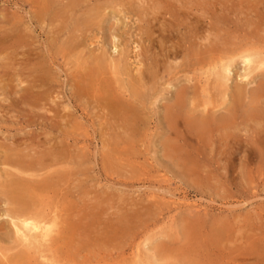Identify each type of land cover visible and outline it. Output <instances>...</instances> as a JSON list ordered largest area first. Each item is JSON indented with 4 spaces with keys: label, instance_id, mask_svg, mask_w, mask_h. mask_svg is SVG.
Segmentation results:
<instances>
[{
    "label": "rangeland",
    "instance_id": "374dc122",
    "mask_svg": "<svg viewBox=\"0 0 264 264\" xmlns=\"http://www.w3.org/2000/svg\"><path fill=\"white\" fill-rule=\"evenodd\" d=\"M64 1L67 2V0H33V2L32 0H0V34L2 35H0V56L2 57L0 59V76L2 77L0 78V156L2 147L9 141L6 146L10 149L12 141V146L20 147L22 153L29 152L28 158L33 157L32 159L36 162L42 159L43 162V164L40 163L43 170H31L20 175L21 173H18L16 169L13 170V167L3 163L4 154L0 158L1 264H20L16 261V257L24 250L28 251L27 259L32 263L27 260L23 264H35V262L58 264L59 261V264H264V89L261 88L262 86L264 88V0H124L125 2L88 0V3H86L87 0H70V4ZM95 2L101 5L95 6ZM66 4L70 7L68 8ZM104 5L107 6L104 7ZM77 8L78 11H76ZM90 8L92 11H89ZM35 13L36 18L33 15ZM42 15L44 17H41ZM87 16H91V19ZM94 16H96L95 20ZM87 19H93L95 26ZM83 25H87L88 28ZM58 29L60 32H56ZM77 31L82 34V39ZM89 31L91 32L88 33ZM76 35L78 38L75 37ZM77 40H81L80 44L84 42L81 45L83 48ZM14 44L15 47L10 48ZM178 44L181 46L177 47V50ZM163 45H165L164 48ZM168 46L170 49L167 48ZM172 46L175 47L172 48ZM184 50L189 51V54H186L187 51ZM99 54H102V57ZM123 56L125 61L121 60ZM98 57L106 61L104 72L102 71L104 74L100 73L99 79L92 81L87 76L86 80V72L94 66ZM86 59H88L87 62ZM114 59L115 61L112 62ZM13 60L16 63L11 62ZM5 61L7 63H4ZM8 64L13 68L10 65L7 66ZM82 65L84 68H80ZM107 65L115 70H109ZM32 66L35 68L37 66L36 70L32 68L35 73L31 69ZM123 66L128 70L123 69ZM141 67H143L142 71ZM48 69H50L49 72ZM37 70L43 77H40ZM110 74L113 75L112 78ZM16 76H21L22 79ZM4 78L6 80H3ZM28 78L36 79V82L32 79L29 81ZM130 81L135 83L132 85ZM259 83H262V86ZM81 84L86 90L84 89L80 95L78 87ZM32 85H35L34 88L31 87ZM10 86H13V91L11 89L7 93ZM75 87L76 89H73ZM2 89L5 91L3 92ZM134 89L140 92L132 91ZM34 90L38 92L35 91L34 94ZM70 90L73 92L70 93ZM254 90L255 93L258 92L260 99H256L258 94L254 93V95ZM112 93L115 94L114 97L109 98ZM27 94L31 95L30 99L35 100V105H31V102L28 105L23 101V96ZM47 95L51 97L48 96V98ZM143 96L144 99H142ZM24 97L29 99L27 96ZM84 98L87 99V103L83 100ZM179 98H181L180 101H178ZM109 99L123 101L126 104H131L133 100L131 105L139 107L138 109L135 107V114L141 117L138 118L137 115V118L132 119V123L128 126V118L125 116L127 112L114 117L110 112ZM36 100L37 104L44 106L37 105ZM50 101H52L51 106L48 104ZM95 103L96 105L98 103L97 106L101 109L96 107ZM14 105H22V107ZM45 106H49L48 110ZM172 106L179 115L175 117L178 121L181 119L180 122L169 116L168 111ZM38 107L44 113H40V109L38 112ZM251 108H254L255 112H252ZM139 109L140 111L142 109L144 113H139ZM35 110L37 111L35 114H39L38 120L37 116H35L36 119L33 117L35 114L32 111ZM186 112L189 114L187 115ZM185 115L189 119H200L201 122L204 120L202 131L198 128L194 129L195 127L193 128ZM47 116L53 119L49 122L50 118ZM205 117L208 120L211 118L212 121L206 122ZM32 118L37 120L36 123L30 122ZM67 120H70L69 123ZM206 123L208 127L205 126ZM51 124H54L53 127H50ZM67 125H70V129ZM219 127L224 131L219 132L221 130L217 129ZM6 132L10 133L6 134ZM13 132L16 136H12ZM128 132L130 135L127 134ZM19 133L26 134L21 135L25 137V143ZM221 135H224L223 138ZM61 139L65 141L68 148L62 146L64 142ZM38 140L39 146L36 142ZM17 141L18 145H16ZM59 144L62 147H59ZM57 146L62 150H59ZM41 149L44 150L41 151ZM106 156L109 160L105 158ZM48 158L51 161L55 159L54 163H50ZM3 169L4 171L1 172ZM11 171L15 175H11ZM52 172L54 176H51ZM63 173L68 176L66 177ZM46 177L48 181H53L51 183L54 186L46 192L48 198L46 194V197L44 196L43 208L50 218L41 227L43 232L29 231L21 225V222L19 223L18 218L12 215L11 208H14V205L9 202L7 196L11 181L14 178H22L25 181L37 182ZM6 184H8L7 187ZM47 201L50 202V206ZM15 221L19 227H22V232L17 233L14 227ZM69 230L73 234L69 237L71 241L64 237L65 232ZM59 233L63 234L60 236ZM29 237L38 245L33 244ZM48 243H51L52 247H49ZM21 244H23L22 247ZM53 245L54 248L57 246L56 249ZM58 250L64 252L59 253ZM69 250H75V252H69ZM58 253L60 256L63 255L60 260ZM30 259H34V263Z\"/></svg>",
    "mask_w": 264,
    "mask_h": 264
},
{
    "label": "bare ground",
    "instance_id": "6f19581e",
    "mask_svg": "<svg viewBox=\"0 0 264 264\" xmlns=\"http://www.w3.org/2000/svg\"><path fill=\"white\" fill-rule=\"evenodd\" d=\"M37 1H39V0H37ZM48 1H49V0H48ZM61 1H62V0H61ZM77 1H78V0H77ZM96 1H97V0H96ZM99 1H100V0H99ZM111 1H113V0H111ZM111 1H110V3H111ZM122 1H124V0H122ZM125 1H126V0H125ZM125 1H124V2H125ZM131 1H132V0H131ZM162 1H164V0H162ZM32 2H33V0H32ZM34 2H35V1H34ZM54 2H56V1H54ZM65 2H66V1H64V3H65ZM79 2H80V1H79ZM101 2H102V1H101ZM101 2H100V3H101ZM115 2H116V1H115ZM157 2H158V1H157ZM166 2H167V1H166ZM166 2H165V3H166ZM168 2H169V1H168ZM52 3H53V2H52ZM66 3H69V4H70V0H69V2H68V0H67ZM73 3H75V2L73 1ZM73 3H72V4H73ZM81 3H82V2H81ZM86 3H88V0H87ZM95 3L97 4V5L95 4V6H100V5H101V4L98 5L97 2H95ZM103 3H104V2H103ZM108 3H109V2L107 1V4H108ZM122 3H123V2H122ZM153 3H154V2H153ZM158 3H159V2H158ZM69 4H66L67 7L69 6ZM72 4H71V5H72ZM78 4H79V3H77V5H78ZM84 4H85V3H84ZM84 4H82V5H84ZM123 4H125V3H123ZM126 4H128V3H126ZM130 4H132V3H130ZM167 4H169V3H167ZM167 4H166V5H167ZM30 5H32V4H30ZM40 5H41V4H40ZM86 5H87V4H86ZM134 5H135V4L133 3V6H134ZM162 5H163V4H162ZM36 6H37V5H36ZM89 6H90V5H89ZM106 6H107V5H106ZM106 6L104 5V7H106ZM111 6H112V5H111ZM111 6H110V7H111ZM126 6H127V5H126ZM38 7H39V6H38ZM55 7H57V6H55ZM69 7H70V6H69ZM69 7H68V8H69ZM73 7H75V6H73ZM79 7H80V6H79ZM84 7H85V5H84ZM84 7H83V8H84ZM113 7H114V5H113ZM118 7H119V6H118ZM136 7H137V6H136ZM160 7H161V6H160ZM45 8H46V7H45ZM49 8H50V7H49ZM87 8H88V7H87ZM97 8H98V7H97ZM97 8H96V9H97ZM108 8H109V7H108ZM116 8H117V7H116ZM122 8L125 9V7H122ZM122 8H121V9H122ZM214 8H215V7H214ZM43 9H44V8H43ZM46 9H47V8H46ZM106 9H107V8H106ZM119 9H120V8H119ZM158 9H159V8H158ZM50 10H51V9H50ZM55 10H56V9H55ZM57 10H59V9H57ZM57 10H56V11H57ZM83 10H85V9H83ZM94 10H95V9H94ZM94 10H93V11H94ZM109 10H110V9H109ZM111 10H112V9H111ZM113 10H114V9H113ZM128 10H129V9H128ZM162 10H163V9H162ZM48 11H49V10H48ZM62 11H63V10H62ZM76 11H78V8H77ZM87 11H88V9H87ZM89 11H92L91 8L89 9ZM117 11H118V9H117ZM123 11H124V10H123ZM123 11H122V12H123ZM58 12H59V11H58ZM80 12H81V11H80ZM85 12H86V11H85ZM99 12H100V11H99ZM128 12H131V11H128ZM176 12H177V11H176ZM40 13H41V12H40ZM47 13H48V12H47ZM64 13L66 14V12H64ZM71 13H72V12H71ZM88 13H89V12H88ZM100 13H101V12H100ZM115 13H116V11H115ZM147 13H148V12H147ZM152 13H153V12H152ZM152 13H151V14H152ZM154 13H156V12H154ZM154 13H153V14H154ZM168 13H170V12L168 11ZM51 14H52V13H51ZM69 14H70V12H69ZM89 14L91 15V13H89ZM92 14H93V13H92ZM116 14H117V13H116ZM139 14H140V13H139ZM33 15H34V17H35L36 13L33 14ZM44 15H45V14H44ZM60 15H61V14H60ZM75 15H76V13H75ZM78 15H79V14H78ZM78 15H77V16H78ZM80 15H81V14H80ZM82 15H83V14H82ZM156 15H157V14H156ZM57 16H59V15L57 14ZM146 16H147V15H146ZM148 16H149V15H148ZM169 16H170V15H169ZM41 17H44V16L42 15ZM72 17H73V16H72ZM87 17H89V16H87ZM90 17H91V16H90ZM90 17H89V18H90ZM95 17H96V16H94V18H93L94 20L96 19ZM139 17H141V16H139ZM143 17H144V15H143ZM156 17H158V16H156ZM171 17H172V16H171ZM173 17H175V15H174ZM35 18H36V17H35ZM38 18H39V17H38ZM50 18H51V17H50ZM50 18H49V19H50ZM55 18H56V17H55ZM69 18H70V17H69ZM69 18H68V20H69ZM148 18H149V17H148ZM58 19H60V16H59ZM64 19H65V18H64ZM64 19H63V20H64ZM74 19H75V18H74ZM90 19H91V18H90ZM93 19H92V20H93ZM102 19H103V18H102ZM141 19H142V17H141ZM157 19H158V18H157ZM212 19H213V18H212ZM34 20H35V19H34ZM50 20H51V19H50ZM66 20H67V19H66ZM68 20H67V21H68ZM70 20H71V19H70ZM84 20L86 21L85 18H84ZM87 20H89V19H87ZM92 20H89V22H92ZM136 20H137V19H136ZM150 20H151V19H150ZM210 20H211V19H210ZM36 21H37V20H36ZM56 21H57V20H56ZM75 21H76V20H75ZM85 21H84V22H85ZM104 21H106V20L104 19ZM148 21H149V19H148ZM216 21H217V20H216ZM42 22H44V21H42ZM42 22H41V23H42ZM72 22H73V21H72ZM72 22H71V23H72ZM89 22H88V23H89ZM94 22H95V21H94ZM99 22H100V21H99ZM142 22H143V20H142ZM152 22H153V21H151V23H152ZM154 22H155V21H154ZM48 23H49V22H48ZM73 23H75V22H73ZM77 23H79V22L77 21ZM88 23H87V24H88ZM92 23H93V22H92ZM92 23H91V24H92ZM100 23H101V22H100ZM149 23H150V22H149ZM169 23H170V22H169ZM213 23H214V22H213ZM213 23H212V24H213ZM14 24H15V23H14ZM50 24H51V23H50ZM63 24H64V23H63ZM67 24H68V23H67ZM69 24H70V23H69ZM69 24H68V25H69ZM96 24H97V23H96ZM108 24H110V22H109ZM17 25H18V24H17ZM64 25H66V24H64ZM70 25H71V24H70ZM76 25H78V24H76ZM79 25H81V23H80ZM93 25H94V23H93ZM97 25H98V24H97ZM101 25H102V24H101ZM101 25H100V26H101ZM148 25H149V24H148ZM216 25H217V24H216ZM12 26H13V25H12ZM18 26H19V25H18ZM52 26H53V24H52ZM54 26H55V25H54ZM72 26H73V25H72ZM74 26H75V25H74ZM83 26L86 27L87 25H83ZM94 26H95V25H94ZM110 26H111V28H113L112 25H110ZM113 26H114V25H113ZM143 26H144V25H143ZM178 26H179V25H178ZM15 27H16V26H15ZM15 27H14V28H15ZM19 27H20V26H19ZM67 27H68V26H67ZM75 27L78 28L77 26H75ZM75 27H74V28H75ZM85 27H84V28H85ZM89 27H90V25H89ZM91 27H93V26H91ZM97 27H98V26H97ZM108 27H109V26H108ZM141 27H142V25H141ZM149 27H150V26H149ZM52 28H53V27H52ZM68 28H69V27H68ZM70 28H71V27H70ZM79 28H80V27H79ZM86 28H88V26H87ZM86 28H85L84 30H86ZM169 28H170V27H169ZM15 29H16V28H15ZM15 29H14V30H15ZM20 29H21V27H20ZM53 29H55V27H54ZM53 29H52V30H53ZM72 29H73V28H72ZM90 29H91V28H90ZM90 29H89V30H90ZM145 29H146V28H145ZM149 29H151V27H150ZM212 29H213V28H212ZM8 30H9V29H8ZM8 30H7V31H8ZM70 30H71V29H70ZM73 30H75V29H73ZM84 30H81V31H84ZM146 30H147V29H146ZM213 30H214V29H213ZM11 31H13V30H11ZM15 31L17 32V29H16ZM18 31H19V30H18ZM57 31H59V29L56 30V32H57ZM92 31H93V30H92ZM210 31H211V30H210ZM2 32H3V31H2ZM19 32H20V31H19ZM59 32H60V31H59ZM64 32H65V31H64ZM66 32H67V30H66ZM68 32H69V31H68ZM74 32H76V31H74ZM74 32H73V33H74ZM77 32L79 33V31H77ZM86 32H87V31H86ZM90 32H91V31H89L88 33H90ZM146 32H147V31H146ZM20 33H21V32H20ZM82 33H83V32H82ZM88 33H86V35H88ZM13 34H14V33H13ZM56 34L58 35V33H56ZM62 34H63V33H62ZM76 34H77V33H76ZM79 34H81V33H79ZM147 34H148V33H147ZM0 35H1V34H0ZM54 35H55V34H53V36H54ZM74 35H75V34H74ZM84 35H85V34H84ZM93 35H95V34H93ZM144 35H145V34H144ZM214 35H215V34H214ZM1 36H2V35H1ZM11 36H13V35H11ZM15 36H17V35H15ZM20 36H21V35H20ZM24 36H25V35H24ZM58 36H60V35H58ZM13 37H14V36H13ZM75 37L78 38L77 35H76ZM75 37H74V38H75ZM80 37H81V39H82V34H81ZM83 37H84V36H83ZM3 38H4V37H3ZM16 38H17V37H16ZM21 38H22V37H21ZM8 39H9V38H8ZM18 39H20V38H18ZM56 39H57V37H56ZM75 39H76V38H75ZM84 39H85V38H83V40H84ZM149 39H150V37H149ZM21 40H22V39H21ZM58 40H59V42H60L61 37H60V39L58 38ZM83 40H82V41H83ZM0 41H1V40H0ZM51 41H52V40H51ZM77 41H78V40H77ZM80 41H81V40L78 41L79 44H80ZM3 42H4V41H3ZM52 42H54V41H52ZM55 43H57V42L55 41ZM61 43H62V42H61ZM64 43H66V42H64ZM83 43H84V42H83ZM83 43H82V44H83ZM0 44H1V43H0ZM8 44H9V43H8ZM16 44H18V43H16ZM23 44H24V43H23ZM52 44H53V43H52ZM62 44H63V43H62ZM73 44H74V43H73ZM75 44H76V43H75ZM75 44H74V45H75ZM82 44H80V47H81ZM214 44H215V43H214ZM19 45H20V44H19ZM21 45H22V44H21ZM21 45H20V46H21ZM60 45H61V44H60ZM76 45H77V44H76ZM122 45H123V44H122ZM5 46H6V45H5ZM24 46H25V45H24ZM66 46L68 47V45H66ZM86 46H87V45H86ZM175 46H176V45H175ZM175 46H172V48L175 47ZM179 46H181V45L178 44V46H176V49H177V47L179 48ZM6 47H7V46H6ZM12 47H15V44H14L13 46H12V45L10 46V48H12ZM57 47H58V46H57ZM69 47H70V46H69ZM75 47H77V46H75ZM115 47H116V46H115ZM164 47H165V45H163V48H164ZM8 48H9V47H8ZM8 48H7V49H8ZM60 48H62V47H60ZM81 48H83V47H81ZM123 48H124V47H123ZM123 48H122V49H123ZM142 48H143V47H142ZM167 48L170 49V46H168ZM172 48H171V49H172ZM4 49H5V47H4ZM7 49H6V51H7ZM16 49H17V46H16ZM58 49H59V48H58ZM66 49H67V48H66ZM68 49H70V48H68ZM169 49H166V50H169ZM181 49H182V47H181ZM184 49H185V48H184ZM188 49H190V48H188ZM1 50H2V49H1ZM62 50H63V49H62ZM83 50H84V49H83ZM90 50H91V49H90ZM104 50H105V49H103V51H104ZM164 50H165V49H164ZM177 50H178V49H177ZM11 51H12V50H11ZM73 51H74V50H73ZM73 51H71V52H73ZM93 51L95 52L94 49H93ZM101 51H102V49L100 50V53H101ZM170 51H171V50H170ZM172 51H173V50H172ZM184 51H185V50H184ZM186 51H187V50H186ZM186 51H185V52H186ZM245 51H246V49H245ZM14 52H16V50H15ZM91 52H92V51H91ZM105 52H106V51H105ZM166 52H167V51H166ZM173 52H174V51H173ZM173 52H171V54H172ZM175 52H176V51H175ZM180 52H182V51H180ZM7 53H8V52H7ZM7 53H6V54H7ZM11 53H13V51H12ZM161 53H162V52H161ZM187 53L189 54V51H187L186 54H187ZM246 53H247V52H246ZM0 54H1V53H0ZM13 54H14V53H13ZM89 54H91V53H89ZM89 54H88V55H89ZM92 54H93V53H92ZM102 54H103V53H102ZM102 54H101V55H102ZM176 54H177V53H176ZM181 54H182V53H181ZM190 54H191V52H190ZM8 55H9V54H8ZM16 55H17V53H16ZM16 55H15V56H16ZM101 55L99 54V56H101ZM154 55H155V54H154ZM166 55H167V54H166ZM172 55H174V53H173ZM177 55H178V54H177ZM242 55H244V54H242ZM245 55H247V54H245ZM4 56L6 57V55H4ZM11 56L13 57V55H11ZM73 56H74V54H73ZM90 56H91V55H90ZM103 56H104V55H103ZM109 56H110V55H109ZM183 56H184V54H183ZM185 56H186V55H185ZM188 56H189V55H188ZM231 56H232V55H231ZM239 56H240V55H239ZM239 56H238V57H239ZM7 57H8V56H7ZM82 57H83V56H82ZM93 57H94V54H93ZM93 57H91V58L93 59ZM101 57H102V56H101ZM101 57H98V58L96 59V61L94 60V61H95L94 66H92V68L89 69L88 72H86V76H85V77L88 76L89 79H90L91 81L94 80V79H96V78H98V76L100 75V73H102L103 69H105L104 67H105V62H106V61L104 60V58H101ZM106 57H107V54H106ZM150 57H151V56H150ZM150 57H149V58H150ZM152 57H153V56H152ZM154 57H155V56H154ZM156 57H157V55H156ZM162 57H163V55H162ZM176 57H177V56H176ZM245 57H246V56H245ZM247 57H248V56H247ZM1 58H2V57L0 56V59H1ZM14 58H15V57H14ZM28 58H29V57H28ZM83 58H85V56H84ZM91 58H89V59H91ZM109 58H110V57H109ZM122 58H123V59H121V57H120V59H121L122 61H123V60L125 61L124 56H123ZM125 58H126V57H125ZM149 58H148V59H149ZM160 58H161V57H160ZM163 58H164V57H163ZM167 58L169 59L168 55H167ZM192 58H193V57H192ZM229 58H230V57H229ZM3 59H4V58H3ZM3 59H2V60H3ZM8 59H9V58H8ZM33 59H34V58H33ZM35 59H36V57H35ZM38 59H39V58H38ZM110 59H111V58H110ZM145 59H146V58H145ZM161 59H162V58H161ZM241 59H242V58H241ZM245 59H246V58H245ZM2 60H1V61H2ZM4 60H5V59H4ZM4 60H3V61H4ZM28 60H29V59H28ZM106 60H108V59L106 58ZM127 60H128V58H127ZM159 60H160V59H159ZM189 60H190V59H189ZM195 60H196V59H195ZM3 61H2V62H3ZM29 61H30V60H29ZM41 61H42V60H41ZM78 61H79V60H78ZM87 61H88V59H86V62H87ZM114 61H115V59H114L112 62H114ZM152 61H154V60H152ZM161 61H163V60H161ZM164 61H165V60H164ZM185 61H186V60H185ZM247 61H249V60L247 59ZM253 61H254V60H253ZM11 62H15V60H13V61H11ZM36 62H37V61H36ZM146 62H147V61H146ZM191 62H192V61H191ZM194 62H195V61H194ZM194 62H193V63H194ZM226 62H227V61H226ZM4 63H7V61H5ZM15 63H16V62H15ZM24 63H25V62H24ZM24 63H22V64H24ZM38 63H39V62H38ZM43 63H44V62H43ZM79 63H81V62H79ZM162 63H163V62H161V64H162ZM181 63H182V62H181ZM186 63H188V62H186ZM255 63H256V62H255ZM26 64H27V63H26ZM34 64H35V62H34ZM40 64H41V63H40ZM106 64H107V63H106ZM108 64H109V63H108ZM117 64H118V63H117ZM179 64H180V63H179ZM190 64H191V63H190ZM229 64H230V63H229ZM259 64H260V63H259ZM3 65H4V64H3ZM9 65H10V64H8L7 66H9ZM14 65H15V64H14ZM20 65H21V64H20ZM27 65H29V64H27ZM32 65H33V64H32ZM87 65H88V63H87ZM111 65H113V64H111ZM127 65H128V64H127ZM156 65H157V64H156ZM158 65H160V64H158ZM181 65H182V64H181ZM225 65H226V63H225ZM225 65H224L223 67H225ZM248 65H249V64H248ZM252 65H253V64H252ZM5 66H6V65H4V68H6ZM10 66L13 68L12 65H10ZM16 66H17V65H16ZM24 66H25V65H24ZM34 66H35V65H34ZM34 66H32L31 69H32ZM108 66H109V70H111V69L113 68V67H112V68L110 69L111 66H110V65H107V67H108ZM113 66H114V65H113ZM118 66H119V65H118ZM143 66H144V65H143ZM176 66H177V65H176ZM176 66H175V67H176ZM186 66H188V65H186ZM189 66H190V65H189ZM249 66H250V65H249ZM11 67H10V68H11ZM14 67H15V66H14ZM81 67L84 68L83 65L80 66V68H81ZM87 67H88V66H87ZM179 67H180V66H179ZM183 67H185V66H183ZM191 67H192V66H191ZM194 67H195V66H194ZM251 67H252V66H251ZM255 67H256V66H255ZM2 68H3V66H2ZM12 68H11V69H12ZM26 68H27V67H26ZM28 68H30V67L28 66ZM34 68H35V67H34ZM36 68H37V66H36ZM36 68H35V70H36ZM42 68H43V66H42ZM42 68H41V69H42ZM119 68H121V67H119ZM142 68H143V67H141L140 70H141ZM226 68H227V67H226ZM230 68H231V67L229 66V69H230ZM252 68H253V67H252ZM8 69H9V68H8ZM11 69H10V70H11ZM123 69H127V68H126L125 66H123ZM176 69H177V68H176ZM185 69H187V67H186ZM227 69H228V68H227ZM250 69H251V68H250ZM250 69H249V71H250ZM5 70H6V69H5ZM14 70H15V69H14ZM29 70H30V69H29ZM32 70H33V69H32ZM32 70H31V71H32ZM35 70H33V72H34ZM38 70H39V69H38ZM38 70H37L36 72H38ZM46 70H47V69H46ZM49 70H50V69H48V72H49ZM113 70H115V68L112 69L111 71H113ZM118 70H119V69H118ZM120 70H122V69H120ZM127 70H128V69H127ZM129 70H130V68H129ZM149 70H150V69H149ZM179 70H180V68H179ZM179 70H178V71H179ZM40 71H42V70H40ZM44 71H45V70H44ZM79 71H80V70H79ZM81 71H82V72H81ZM81 71H80V72H81V75H82V73H83L84 70L82 69ZM85 71H87V70H85ZM106 71H107V69H106ZM141 71H142V70H141ZM146 71H147V70H146ZM180 71H181V70H180ZM180 71H179V72H180ZM224 71H225V70H224ZM3 72H4V71H3ZM48 72H47V73H48ZM103 72H104V71H103ZM120 72H121V71H120ZM122 72H123V71H122ZM139 72H140V71H139ZM151 72H152V71H151ZM250 72H251V71H250ZM5 73H6V71H5ZM7 73H8V72H7ZM22 73H24V72H22ZM27 73H28V72H27ZM30 73H31V72H30ZM34 73H35V72H34ZM38 73H39V72H38ZM42 73H44V72H42ZM109 73H110V72H109ZM123 73H124V72H123ZM126 73H127V72H126ZM129 73H130V72H129ZM152 73H153V72H152ZM176 73H177V72H176ZM176 73H175V74H176ZM225 73H226V72H225ZM18 74H19V72H18ZM25 74H26V73H25ZM25 74H24V75H25ZM32 74H33V73H32ZM78 74H79V73H78ZM83 74H84V73H83ZM102 74H104V73H102ZM120 74H121V73H120ZM131 74H132V73H131ZM140 74H142V73L140 72ZM226 74H227V73H226ZM2 75H3V74H2ZM29 75H30V74H29ZM37 75H38V74H37ZM39 75H40V77H43V76H41V72L39 73ZM42 75H43V74H42ZM47 75H48V74H47ZM47 75H46V76H47ZM110 75H111V78H112L113 75H112V74H110ZM134 75H135V74H134ZM146 75H147V74H146ZM149 75H150V74H149ZM155 75H156V74H155ZM8 76H9V75H8ZM8 76H7V77H8ZM14 76H15V74H14ZM30 76H32V75H30ZM33 76H35V75H33ZM50 76H51V75H50ZM77 76H78V75H77ZM77 76H76V77H77ZM82 76H83V75H82ZM82 76H81V77H82ZM115 76H116V74H115ZM117 76H119V75H117ZM121 76H122V75H121ZM121 76H119V77H121ZM136 76H138V75H136ZM5 77H6V76H5ZM12 77H13V76H12ZM18 77H21V76H16V78H18ZM24 77H25V76H24ZM35 77H36V76H35ZM35 77H34V78H35ZM37 77H39V76H37ZM40 77H39V78H40ZM48 77H49V76H48ZM85 77H84V78H85ZM88 77L86 78V80L88 79ZM119 77H117V78H119ZM130 77L133 78V76H130ZM140 77H141V76H140ZM145 77H146V76H145ZM150 77H152V76H150ZM165 77H166V76H165ZM167 77H168V76H167ZM225 77L227 78V75H226ZM0 78H2V77L0 76ZM9 78H10V77H9ZM46 78H47V77H46ZM134 78H135V77H134ZM19 79H22V77L19 78ZM19 79H18V82H17L18 84H19V81H20ZM30 79H32L33 82L36 80V79L33 80V78H30ZM30 79L28 78L29 81H30ZM79 79H80V76H79ZM98 79H99V78H98ZM98 79H97V80H98ZM100 79L102 80V78H100ZM105 79H106V77H105ZM114 79H115V78H114ZM154 79H156V78H154ZM3 80H6V78H4ZM41 80H42V78H41ZM45 80H46V79H45ZM48 80H49V79H48ZM51 80H52V78H51ZM107 80H108V78H107ZM137 80H138V79H137ZM142 80H143V79H142ZM22 81H23V80H22ZM24 81H25V80H24ZM83 81H84V80H83ZM88 81H89V80H88ZM95 81H96V80H95ZM135 81H136V79H135ZM149 81H150V80H149ZM154 81H155V80H154ZM7 82L9 83V81H7ZM26 82H27V81H26ZM26 82H25V83H26ZM35 82H36V81H35ZM41 82H42V81H41ZM44 82H45V81H44ZM46 82H47V81H46ZM76 82H77V81H76ZM85 82H86V81H85ZM101 82H103V81H101ZM101 82H100V84H101ZM112 82H115V80H112ZM138 82H139V81H138ZM142 82H143V81H142ZM156 82H157V80H156ZM2 83H3V82H2ZM2 83H1V84H2ZM11 83H13V82H11ZM11 83H10V84H11ZM23 83H24V82H23ZM39 83H40V82H39ZM39 83H38V84H39ZM47 83H48V82H47ZM49 83H50V82H49ZM51 83H52V82H51ZM78 83H79V82H78ZM78 83H77V84H78ZM82 83H83V82H82ZM87 83L90 84V82H87ZM91 83H92V82H91ZM93 83H94V82H93ZM93 83H92V84H93ZM109 83L112 85L111 81H110ZM118 83H119V82H118ZM130 83L133 85V83H135V82L132 83V82L130 81ZM4 84H5V83H4ZM28 84H29V83H28ZM32 84H33V83H32ZM34 84H35V83H34ZM36 84H37V83H36ZM41 84H43V83H41ZM41 84H40L39 86H41ZM83 84H84V83H83ZM95 84H96V83H95ZM103 84H104V83H103ZM120 84H121V83H120ZM120 84H119V85H120ZM259 84H261V86H262V83H259ZM11 85H12V84H11ZM15 85H16V84H15ZM46 85H47V84H46ZM50 85H51V84H50ZM78 85H79V84H78ZM96 85H98V83H97ZM128 85H129V84H128ZM132 85H131V86H132ZM138 85H139V84H138ZM141 85H142V83H141ZM20 86H21V85H20ZM28 86H30V84H29ZM34 86H35V85H32L31 87L34 88ZM43 86L45 87L44 84H43ZM53 86H54V85H53ZM74 86H75V85H74ZM5 87H8V86H5ZM12 87H13V86H12ZM12 87L10 86V89H8L7 93L11 91ZM22 87L24 88L25 86H22ZM22 87H21V88H22ZM37 87H38V86H37ZM49 87H50V86H49ZM80 87H81V89H80ZM95 87H96V86H95ZM99 87H100V86H99ZM104 87H105V86H104ZM225 87H226V85H225ZM241 87H242V86H241ZM25 88H26V87H25ZM45 88H46V87H45ZM78 88H79L78 90L80 91L79 93H80V95H81V92H83V90L85 89V86L81 84ZM86 88H87V87H86ZM97 88H98V86H97ZM107 88H108V87H107ZM238 88H239V87H238ZM242 88H244V87H242ZM242 88H241V90H240L241 92H242ZM258 88H260V87L258 86ZM261 88L264 89L263 86H262ZM6 89H7V88H6ZM31 89H32V88H31ZM42 89H43V88H42ZM47 89H48V86H47ZM73 89H76V87L73 88ZM101 89H102V88H101ZM121 89H122V88H121ZM121 89H120V90H121ZM124 89H125V88H124ZM184 89H185V91L187 92V89H186V88H184ZM196 89H197V87H196ZM262 89H261V90H262ZM2 90H3V89H2ZM9 90H10V91H9ZM50 90H51V89H50ZM85 90H86V89H85ZM89 90H90V89H89ZM111 90H112V89H111ZM115 90H116V89H115ZM118 90H119V89H118ZM129 90H130V89H129ZM142 90H143V89H142ZM176 90H177V89H176ZM176 90H175V92H176ZM224 90H226V89H224ZM224 90H223V91H224ZM258 90H259V89H258ZM4 91H5V90H3V92H4ZM12 91H13V89H12ZM14 91H15V90H14ZM16 91H17V90H16ZM26 91L28 92V90H26ZM31 91H32V90H31ZM35 91L38 92L37 90H34V94H35ZM42 91H43V90H42ZM42 91H41V92H42ZM46 91H47V90H46ZM46 91H45V92H46ZM71 91H72V90H70V93H71ZM127 91H128V89H127ZM132 91H135V89L132 90ZM138 91H139V90H137V91H135V92L137 93ZM237 91H238V90H237ZM240 91H238V93H239ZM262 91H263V90H262ZM32 92H33V91H32ZM45 92H44V93H45ZM53 92H54V90H53ZM72 92H73V91H72ZM76 92H77V91H76ZM120 92H121V91H120ZM120 92H119V94H121ZM139 92H140V91H139ZM255 92H256V91L254 90V91H253V94H254ZM263 92H264V91H263ZM19 93H20V91H19ZM25 93H26V92H25ZM25 93H24V94H25ZM74 93H75V92H74ZM77 93H78V92H77ZM107 93H109V92H107ZM124 93H127V92H124ZM133 93H134V92H133ZM145 93H146V92H145ZM145 93H144V94H145ZM0 94H1V92H0ZM11 94H12V92H11ZM38 94H39V93H38ZM75 94H76V93H75ZM94 94H95V93H94ZM142 94H143V93H142ZM177 94H179V93L177 92ZM186 94H187V93H186ZM239 94H240V93H239ZM242 94H243V93H242ZM255 94H258V92L255 93ZM255 94H254V95H255ZM263 94H264V93H263ZM18 95H19V94H18ZM36 95H37V94H36ZM42 95H43V94H42ZM42 95H41V97H43ZM51 95H52V94H51ZM51 95H47V97H48V96L51 97ZM102 95H103V94H102ZM114 95H115V94H114ZM114 95H113V93H112V95H109V98H110V97H114ZM134 95H135V94H134ZM134 95H133V96H134ZM140 95H141V94H140ZM145 95H146V94H145ZM260 95H261V94H260ZM13 96H14V95H13ZM21 96H23V95H21ZM24 96L29 97V99H25ZM24 96H23V98H24L25 100L21 97V98L23 99V101H25L26 103H28V105H29V102H31V105H33V104L35 105V100L30 99V96H31V95L28 96V94H27V95H24ZM38 96H40V95H38ZM38 96H36V97H38ZM45 96H46V95H45ZM77 96H78V95H76V97H77ZM88 96H89V95H88ZM124 96H125V95H124ZM127 96H128V95H127ZM141 96H142V95H141ZM146 96H147V95H146ZM146 96H145V97H146ZM183 96H184V95H183ZM186 96H187V95H186ZM261 96H262V95H261ZM261 96H260V97H261ZM27 97H26V98H27ZM47 97H46V99H47ZM79 97H80V96H79ZM106 97H107V96H106ZM129 97H131V96H129ZM129 97H128V99H129ZM137 97H138V96H137ZM178 97H179V96H178ZM253 97H254V96H253ZM48 98H49V97H48ZM72 98H73V97H72ZM72 98H71V99H72ZM86 98H87V97H86ZM86 98H84L83 100H84V101L86 100V103H87V99H86ZM99 98H100V97H99ZM125 98H126V97H125ZM146 98H147V97H146ZM235 98H236V97H235ZM235 98H234V99H235ZM240 98H241V97H240ZM240 98H239V102H240ZM15 99H17V98L15 97ZM15 99H14V100H15ZM18 99H20V98L18 97ZM34 99H35V98H34ZM55 99H56V98H55ZM81 99H82V98H81ZM81 99H80V100H81ZM89 99H91V98H89ZM106 99H107V98H106ZM135 99H137V98H135ZM142 99H144V96H143ZM142 99H141V100H142ZM180 99H181V98H179L178 101H180ZM256 99H260V98H259V94H258V96L256 97ZM2 100H3V99H2ZM38 100H39V99H38ZM40 100H42V99L40 98ZM74 100H75V99H74ZM83 100H82V101H83ZM91 100H93V99H91ZM124 100H125V99H124ZM133 100H134V98H133ZM133 100H132L131 104H133ZM15 101H17V100H15ZM18 101H19V100H18ZM23 101H22V102H23ZM43 101H44V100H43ZM43 101H41V102H43ZM45 101H46V103H47V100H45ZM56 101H57V99H56ZM56 101H55V103H56ZM78 101H79V100H78ZM94 101H96V100H94ZM250 101H251V100H250ZM19 102H20V101H19ZM51 102H52V101L48 102V104H50ZM88 102H89V100H88ZM127 102H128V101H127ZM134 102H135V100H134ZM138 102H140L139 99H138ZM142 102H143V100L141 101V103H142ZM182 102H184V101L182 100ZM182 102H181V103H182ZM0 103H1V102H0ZM37 103H38V102H37V100H36V104H37ZM43 103H44V102H43ZM77 103H78V102H77ZM79 103H80V101H79ZM84 103H85V102H84ZM91 103H94V102L91 101ZM100 103H101V102H100ZM136 103H137V102H136ZM141 103H138V104L141 105ZM179 103H180V102H179ZM179 103H178V105H180ZM241 103H242V101H241ZM21 104H22V103H21ZM48 104H46V105H48ZM57 104H59V102H58ZM57 104H56V106H57ZM81 104H82V102H81ZM104 104H105V103H104ZM108 104H109V108L111 109L110 112H111V114H113L114 117L117 116V115H119L120 113H121V114H122V113H125V111L127 112V113L125 114L126 118H128V119H127V121H128V122H127V125L130 124V123H132V122H131L132 119L137 118L136 116H137L138 114H137V115L135 114V107L137 108V106L134 107V106L131 105V104H128V103L126 104V103H124L123 101H119V100H113V101H112V99H109ZM170 104H171V103H170ZM233 104H234V103H233ZM239 104H240V103H239ZM6 105H7V104H6ZM10 105L13 106L12 104H10ZM19 105H20V104H19ZM23 105H25V104H23ZM37 105H39V104H37ZM52 105H53V104H52ZM78 105H79V104H78ZM82 105H83V104H82ZM94 105H96V103H95ZM97 105H98V103H97ZM97 105H96V107H98ZM99 105H101V104H99ZM106 105H107V103H106ZM171 105H172V104H171ZM171 105H170V106H171ZM236 105H237V104H236ZM236 105H235V106H236ZM3 106H5V105H3ZM7 106H8V105H7ZM11 106H10V107H11ZM14 106L16 107V106H18V105H14ZM39 106H40V107H43L44 105H43V106L39 105ZM50 106H51V104H50ZM53 106H54V105H53ZM85 106H86V105H85ZM141 106H142V105H141ZM166 106H167V105H166ZM173 106H175V104H174ZM173 106H172V108H170V109L168 108L169 111H168V110H167V111L170 112L169 116H170L171 118L174 117V118L176 119L175 115H176L177 117H178L179 115L176 113V110H175V108H173ZM18 107H22V105H21V106H18ZM48 107H49V106H48ZM48 107L45 106L46 109H47ZM101 107H103V105H102ZM164 107H165V106H164ZM167 107H168V106H167ZM239 107H240V106H239ZM0 108H1V107H0ZM2 108H3V107H2ZM4 108H6V107H4ZM25 108H27V107H25ZM25 108H24V110H26ZM64 108H65V107H64ZM67 108H68V107H67ZM93 108H94V107H93ZM98 108H99V107H98ZM138 108H139V107H138ZM138 108H137V109H138ZM141 108H142V107H141ZM165 108H166V107H165ZM165 108H164V109H165ZM181 108H182V107H180V109H181ZM28 109H30V107H29ZM39 109H40V113H44V112H41V108H39V107H38V110H37L38 112H39ZM99 109H101V108H99ZM104 109H105V108H104ZM143 109H144V108H143ZM251 109H252V112H255V111H254V108H251ZM42 110H43V109H42ZM47 110H48V109H47ZM47 110H46V111H47ZM54 110H55V109H54ZM63 110H64V109H63ZM68 110H69V108H68ZM68 110H66V111H68ZM82 110H83V109H82ZM82 110H81V111H82ZM177 110H178V109H177ZM27 111H28V110H27ZM27 111H26V112H27ZM37 111H36V110H35V111H32V113L34 112L33 114H35V112L37 113ZM50 111H51V110H50ZM64 111H65V110H64ZM100 111H101V110H100ZM105 111H106V109H105ZM136 111H137V110H136ZM139 111H140V109L138 110V112H139ZM144 111H145V110H144ZM257 111H258V110H257ZM30 112H31V111H30ZM30 112H28V113L31 114ZM61 112H62V111H61ZM101 112H103V111H101ZM106 112H107V111H106ZM141 112H142V109H141V111H140L139 113H141ZM168 112H166V113H168ZM178 112H180V111H178ZM182 112H184V110H182ZM258 112H259V111H258ZM24 113H25V112H24ZM46 113H47V112H46ZM46 113H45V114H46ZM104 113H105V112H103V114H104ZM107 113H108V112H107ZM142 113H144V112H142ZM166 113H165V114H166ZM61 114H62V113H61ZM98 114H99V113H98ZM103 114H102V115L99 114V115H100V116H103ZM186 114H187V112H186ZM188 114H189V112H188ZM188 114H187V115H188ZM250 114H251V113H250ZM254 114H255V113H254ZM38 115H39V114H35L33 117L35 118V116H37V120H38ZM56 115H58V114H56ZM105 115H106V113H105ZM123 115H124V114H123ZM142 115H143V114H142ZM181 115L184 116V114H182V113H181ZM181 115H180V116H181ZM62 116H63V115H62ZM106 116H107V115H106ZM166 116H167V115H166ZM166 116H165V117H166ZM185 116H186V115H185ZM192 116H193V115H192ZM199 116H200V115H199ZM202 116H203V115H202ZM202 116H201V117H202ZM39 117H42V116H39ZM47 117H48V116H47ZM107 117H108V116H107ZM140 117H141V116L138 115V118H140ZM186 117H188V116H186ZM34 118H32L33 120L30 121L31 123H36L37 120H35L36 118H35V119H34ZM48 118H50V117H48ZM116 118H117V117H116ZM122 118H123V117H122ZM122 118H121V119H122ZM166 118H167V117H166ZM168 118H169V117H168ZM171 118H170V119H171ZM174 118H173V119H174ZM180 118H181V117H180ZM194 118H195V117H194ZM206 118H207V117H205V119H206ZM213 118H214V117H213ZM213 118H212V119H213ZM7 119H8V118H7ZM30 119H31V118H30ZM41 119H42V118H41ZM51 119H53V118H50V119H49V122H50ZM55 119H57V118H55ZM58 119H59V118H58ZM188 119H189V117H188ZM5 120H6V119H5ZM43 120H44V118H43ZM45 120H46V118H45ZM47 120H48V119H47ZM176 120H177V122H180V121H181V119H180V121H178V119H176ZM189 120H190L189 122L193 125V128L195 127L194 129L198 128V130H199V129H201V127L204 125V120H203V122H201L202 120H200V119H192V118H191V119H189ZM207 120H208V118H207L205 121L207 122ZM3 121H4V120H3ZM6 121H7V120H6ZM57 121H58V120H57ZM67 121H68V120H67ZM67 121H66V122H67ZM69 121H70V120H69ZM69 121H68V123H69ZM118 121H120V120H118ZM123 121H124V120H123ZM125 121H126V120H125ZM182 121H183V120H182ZM208 121L211 122V121H212L211 118H210V120H208ZM215 121H216V120H215ZM30 122H28V124H29ZM59 122H60V120H59ZM66 122H63V123H66ZM138 122H139V121H138ZM165 122H166V121H165ZM184 122H185V120H184ZM187 122H188V121H187ZM187 122H186V123H187ZM217 122H218V120H217ZM219 122H221V121H219ZM68 123H67V124H68ZM105 123H106V121H105ZM169 123H170V122H169ZM38 124H39V123H38ZM71 124H72V123H71ZM116 124H117V123H116ZM133 124H134V123H133ZM136 124H138V123H136ZM167 124H168V121H167ZM172 124H173V123H172ZM188 124H189V123H188ZM213 124H214V123H213ZM215 124H216V123H215ZM221 124H222V123H221ZM29 125H30V124H29ZM47 125H48V124H47ZM47 125H46V126H47ZM53 125H54V124H51L50 127H51V126L53 127ZM57 125H58V124H57ZM104 125H105V124H104ZM169 125H170V124H169ZM174 125H175V124H174ZM174 125H173V126H174ZM177 125H178V124H177ZM186 125H187V124H186ZM206 125H207V123L205 124V126H206ZM223 125H224V124H223ZM223 125H222V126H223ZM67 126H68V128H69L70 125H67ZM72 126H73V124H72ZM118 126H119V125H118ZM128 126H129V125H128ZM208 126H209V125H208ZM208 126H206V127H208ZM3 127H4V126H3ZM6 127H7V126H6ZM56 127H57V126H56ZM62 127H63V126H62ZM65 127H66V126H65ZM65 127H63V128H65ZM107 127H108V126H107ZM111 127H112V126H111ZM134 127H135V126H134ZM139 127H140V124H139ZM174 127H175V126H174ZM174 127H173V129H174ZM190 127H191V125H190ZM7 128H8V127H7ZM14 128H15V127H14ZM72 128L74 129V127H72ZM169 128H170V127H169ZM204 128H205V127H204ZM66 129H67V128H66ZM69 129H70V128H69ZM121 129H122V128H121ZM175 129H176V128H175ZM217 129L220 130L221 127L217 128ZM217 129H216V130H217ZM7 130H8V129H7ZM22 130H23V129H22ZM192 130H193V129H192ZM198 130H197V131H198ZM12 131H13V130H12ZM18 131H20V130H18ZM61 131H62V130H61ZM66 131H67V130H66ZM66 131H65V132H66ZM135 131H136V130H135ZM178 131H179V130H178ZM199 131H202V129L199 130ZM221 131H224V130L221 129L219 132H221ZM16 132H17V131H16ZM22 132H23V131H22ZM26 132H27V131H26ZM130 132H132V131H130ZM133 132H134V131H133ZM175 132H176V131H175ZM203 132H204V131H203ZM7 133H10V132H6V134H7ZM11 133H12V132H11ZM28 133H29V136H30V132H28ZM67 133H69V131H68ZM177 133H179V132H177ZM199 133H200V132H199ZM201 133H202V132H201ZM14 134H15V133L13 132L12 136H13ZM23 134H24V133H23ZM23 134H21V135H23ZM127 134H129V132H128ZM196 134L198 135V132H197ZM10 135H11V134H10ZM21 135H20V133H19L20 138H22V137H23L24 135H26V134H24L23 136H21ZM34 135H35V134H34ZM117 135H118V134H117ZM129 135H130V134H129ZM3 136L5 137V135H3ZM14 136H16V135H14ZM19 136H18V138H19ZM44 136H45V135H44ZM183 136H184V135H183ZM222 136H224V135H221V137H222ZM35 137H36V136H35ZM38 137H39V136H38ZM68 137H69V136H68ZM131 137L133 138V136H131ZM5 138H8V136L5 137ZM18 138H17V140H18ZM20 138H19V139H20ZM24 138H25V137H23V139H24ZM27 138H28V136H27ZM47 138H48V137H47ZM222 138H223V137H222ZM10 139H11V138H10ZM23 139H22V141L24 142L25 139H24V140H23ZM28 139H29V138H28ZM31 139L33 140L34 138H31ZM36 139H37V137H36ZM117 139H118V138H117ZM117 139H116V141H117ZM224 139H225V137H224ZM5 140H6V139H5ZM8 140H9V139H8ZM8 140H7V141H8ZM11 140H12V139H11ZM15 140H16V139H15ZM15 140H13V142H15ZM65 140H66V139H65ZM72 140H73V139H72ZM114 140H115V139H114ZM127 140H128V139H127ZM130 140H131V139L129 138V141H130ZM132 140H133V139H132ZM29 141H30V140H29ZM46 141H47V140H46ZM61 141H62V139H61ZM61 141H60V142H61ZM125 141H126V140H125ZM125 141H124V142H125ZM36 142H38V146H39V145H40V144H39V140L36 141ZM62 142H64L62 146H65V148H68V145L65 143V141H62ZM120 142H122V141H120ZM126 142H127V141H126ZM130 142H131V141H130ZM168 142H169V141H168ZM226 142H227V141H226ZM4 143H5V142H4ZM7 143H9V141H8ZM7 143H6V145H7ZM20 143L23 144L21 141H20ZM24 143H25V142H24ZM31 143H32V142H31ZM48 143H49V142H48ZM131 143H132V142H131ZM2 144H3V143H2ZM11 144L13 145L12 141L10 142V145H11ZM14 144H15V143H14ZM21 144H19V145H21ZM26 144H27V142H26ZM52 144H53V143H52ZM60 144H61V143H60ZM60 144H59V147L61 146ZM64 144H66L67 146L64 145ZM132 144H133V143H132ZM3 145H4V144H3ZM6 145L4 146V147H6V148L2 147V150H1V151H2V152H1V156H2V154H4V159H3L4 162H3V163H5V164H7V165H9V166H11V167H13V170L16 169V171H17L18 173H19V172L21 173L20 175H22V173H26V172H29V171H31V170H32V171H33V170L38 171V170H41V169H42V168L40 167V163L42 162V159H41L40 161L37 160L38 162H36V161L33 160L34 158H33L32 156H31V157H32L33 159H32V158H31V159L28 158L29 152H27L28 154H27V153L24 154L25 152L22 153V152L20 151V147L17 148V146L14 147L15 145H14V146L11 145V148L9 149V148L7 147L8 145H7V146H6ZM10 145H9V146H10ZM16 145H18V141H17ZM27 145H28V144H27ZM36 145H37V143H36ZM56 145H58V144H56ZM114 145H115V144H114ZM114 145H112V146H114ZM0 146H1V145H0ZM62 146H61V147H62ZM71 146H72V145H71ZM119 146H121V145H119ZM33 147H34V146H33ZM52 147H54V146H52ZM57 147H58V146H57ZM59 147H58V149H59V150H62V149L59 148ZM3 148L6 149L5 152H4V149H3ZM36 148H38V147L36 146ZM44 148H46V147H44ZM33 149H34V148H33ZM51 149H52V148H51ZM58 149H57V150H58ZM43 150H44V149H43ZM43 150L41 149V151H43ZM48 150H49V147H48ZM48 150H47L46 152H48ZM53 150H54V149H53ZM68 150H69V149H68ZM73 150H74V149H73ZM114 150H115V149H114ZM26 151H29V149H26ZM32 151H33V150H32ZM34 151H35V149H34ZM37 151H38V150H37ZM39 151H40V150H39ZM49 151H50V150H49ZM51 151H52V150H51ZM112 151H113V150H112ZM118 151H119V150H118ZM57 152H58V151H57ZM59 152H61V151H59ZM67 152H69V151H67ZM70 152H71V151H70ZM113 152H114V151H113ZM31 153H32V152H31ZM61 153H63V151H62ZM114 153H115V152H114ZM38 154H39V153H38ZM49 154H50V152H49ZM71 154H72V153H70V155H71ZM105 154H106V153H105ZM30 155H32V154H30ZM33 155H34V154H33ZM106 155H109V154H106ZM1 156H0V158H1ZM36 156H37V155H36ZM46 156H47V155H46ZM46 156H44V157H45V160H46ZM51 156H52V155H51ZM104 156H105V155H104ZM66 157H68V156H66ZM109 157H111V156H109ZM35 158H37V157H35ZM57 158H58V157H57ZM59 158H60V157H59ZM64 158H65V157H64ZM68 158H69V157H68ZM105 158L108 159L107 156H106ZM116 158L119 159L118 157H116ZM116 158H115V159H116ZM48 159H49V158H48ZM48 159H47V160H48ZM106 159H105V160H106ZM117 159H116V160H117ZM49 160H50V159H49ZM49 160H48V162H49ZM54 160H55V159H53L52 161L50 160V163H54V162H53ZM108 160H109V159H108ZM116 160H114V161H116ZM62 161H63V160H62ZM70 161H71V160H70ZM72 162H73V161H72ZM110 162L112 163V160H111ZM66 163H67V162H66ZM114 163H115V162H114ZM42 164H43V162H42ZM45 164H47L46 161H45ZM72 164H73V163H72ZM112 164H113V163H112ZM68 165H69V164H68ZM2 166H3V165H2ZM2 166H1V167H2ZM42 166H43V165H42ZM58 166H59V165H58ZM69 166H70V165H69ZM55 167H56V166H55ZM5 168H6V167H5ZM7 168H9V167H7ZM45 168H46V166H45ZM63 168H64V167H63ZM53 169H54V168H53ZM59 169H60V168H59ZM9 170H10V169H9ZM9 170H7V171H9ZM42 170H43V169H42ZM54 170H55V169H54ZM61 170H62V169H61ZM113 170H114V169H113ZM3 171H4V169H3L1 172H3ZM7 171H6V172H7ZM46 171H48V170H46ZM56 171H57V169H56ZM64 171L67 172V170H64ZM6 172H5V173H6ZM43 172H44V171H43ZM50 172H51V171H50ZM66 172H64V173H66ZM69 172H70V171H69ZM15 173H16V172H15ZM35 173H36V172H35ZM52 173H53V174H52L51 176H54V175H55L54 172H52ZM55 173H56V172H55ZM64 173H63V174H64ZM67 173H68V172H67ZM10 174H11V175H15V174H12V171H11ZM47 174H48V173H47ZM49 174H50V173H49ZM18 175H19V174H18ZM23 175H24V174H23ZM40 175H41V173H40ZM64 175H66V177L68 176V174H64ZM5 176H6V175H5ZM56 176H59V175H56ZM60 176H61V175H60ZM70 176L73 177L72 175H69V177H70ZM2 177H3V176H2ZM2 177H1V178H2ZM14 177H15V176H14ZM43 177H45V176H43ZM61 177H62V176H61ZM61 177H59V178H61ZM27 178H28V177H27ZM40 178H41V176H40ZM49 178H50V177H49ZM55 178H56V177H55ZM57 178H58V177H57ZM10 179H11V178H10ZM16 179H17V178H14V179L11 181L10 189H9V191H8V195H7L8 198H9V200H10L9 202H10L11 204L14 205V208H11L12 213H13V214H12V213H11V214H12L14 217L18 218L19 223L21 222V225H22L23 227L27 228V230H29V231L35 230V231L43 232V231H42L43 228H41V227H42L43 225H45V224L49 221V218H50V217L48 218V214H47V212L44 210L45 208H43V207H44V201H45V200H44V196H45L46 192L49 191L48 189H51V187H54V186H53V183H51V182H53V181H51V182H50V180L48 181V180H47L48 177L41 179V181H40V180H37V179L35 178V179L37 180V182H36L35 180H34L35 182H34V181L32 182V180H31V181H25V180H22V178H18L17 180H16ZM33 179H34V178H33ZM50 179H54V178L51 177ZM65 179H66V178H65ZM70 179H71V178H69V180H70ZM6 180H7V179H6ZM28 180H29V179H28ZM55 180H56V179H55ZM58 180H60V179H58ZM58 180H57V181H58ZM61 180H62V179H61ZM71 181H74V180H71ZM66 182H67V181H66ZM67 183H68V182H67ZM69 183H70V182H69ZM2 184H3V183H2ZM8 184H10V183H8ZM8 184H6V187H7ZM65 184H66V183H65ZM72 184H73V183H72ZM68 185H69V184H67V186H68ZM4 186H5V185H4ZM55 186H57V185H55ZM55 189H56V188H55ZM57 189H58V188H57ZM65 189L67 190V188H65ZM52 190H53V189H52ZM52 190H51V191H52ZM67 191H68V190H67ZM5 192H6V191H5ZM64 192H65V191H64ZM56 193H57V192H56ZM60 193H61V192H60ZM60 193H59V194H60ZM69 193H71V192H69ZM1 194H2V192H1ZM1 194H0V195H1ZM65 194H68V193H65ZM4 196H5V195H4ZM46 196H47V194H46ZM46 196H45V197H46ZM57 196H59V195H57ZM63 196H64V195H63ZM63 196H62V197H63ZM68 196H70V195H68ZM71 197H72V196H71ZM71 197H70V201H71ZM0 198H1V197H0ZM47 198H48V196H47ZM51 198H52V197H51ZM56 198H57V197H56ZM59 198H60V197H59ZM2 199H3V198H2ZM2 199H1V200H2ZM64 199H65V198H64ZM70 201H69V202H70ZM3 202H4V200H3ZM47 202H48V201H47ZM57 202L60 203L59 201H57ZM4 204H5V203H4ZM11 204H10V205H11ZM46 204H47V203H46ZM46 204H45V206H48V205L50 204V202H48V205H46ZM52 204H53V203H52ZM54 204H56V203H54ZM64 204H65V203H64ZM70 204H71V202H70ZM6 206H7V205H6ZM11 206H12V205H11ZM49 206H50V205H49ZM54 206H55V205H54ZM60 206H61V205H60ZM71 206H72V205H71ZM69 207H70V206H69ZM50 208H51V207H50ZM50 208H49V210H50ZM58 208H59V207H58ZM61 208H62V207H61ZM9 209H10V207H9ZM53 209H54V207H53ZM55 210H57V209H55ZM58 210H60V209H58ZM65 210H66V208H65ZM71 210H72V209H71ZM8 211H9V210H8ZM8 211H7V212H8ZM7 212H5V213H7ZM10 212H11V211H10ZM10 212H9V213H10ZM63 212H64V211H63ZM51 213H52V212H51ZM59 213H60V212H59ZM59 213H58V214H59ZM71 213H72V212H71ZM56 214H57V213H56ZM61 214H62V213H61ZM12 215H11V216H12ZM71 215H72V214H71ZM52 217H53V215H52ZM71 218H72V217H70V219H71ZM67 219H68V218H67ZM74 219H75V216H74ZM65 220H66V219H65ZM65 220H63V221H65ZM60 221H61V220H60ZM11 222H12V221H11ZM70 222H71V220H70ZM70 222H69V224H71ZM74 222H75V220H74ZM64 223H67V222H64ZM2 224H3V223H2ZM69 224H68V225H69ZM0 225H1V224H0ZM14 225H15L14 227H16L17 233H18V232H22V230H21L22 227H19V226H18L19 224H17L16 221H15ZM64 225H65V224H64ZM10 226H11V225H10ZM58 226H60V225L58 224ZM72 227H73V226H72ZM74 227H75V226H74ZM81 227H82V226H81ZM61 228H62V227H61ZM11 229H12V227H11ZM13 229H14V228H13ZM57 229H58V228H57ZM74 229H75V228H74ZM4 231H5V230H4ZM9 231H11V230L9 229ZM58 231H59V230H58ZM61 231H62V230H61ZM74 231H75V230H74ZM14 232H15V230H14ZM75 232H76V231H75ZM77 233H78V232H77ZM1 234H2V233H1ZM27 234H28V233H27ZM27 234H24V235H27ZM53 234H54V233H53ZM59 234H60V233H59ZM61 234H63V233H61ZM61 234H60V236H61ZM12 235H13V234H12ZM16 235H17V234H16ZM28 235H29V234H28ZM50 235H51V234H50ZM50 235H49V236H50ZM55 235H56V234H55ZM71 235H73V234H72V233L70 232V230H69L68 232H67V231L65 232L64 237H65V238L67 237L68 240H69V237H71ZM86 235H87V234H86ZM14 236H15V235H14ZM38 236H39V235H38ZM56 236H57V235H56ZM56 236H55V237H56ZM58 236H59V235H58ZM55 237H54V239H55ZM64 237H63V238H64ZM20 238H22V237H20ZM23 238H25V237H23ZM29 238H30V237H29ZM30 239H31V238H30ZM50 239H51V237H50ZM61 239H62V238H61ZM71 239H72V238H71ZM28 240H29V239H28ZM37 240H38V239H37ZM69 241H71V240H69ZM31 242H33L32 239H31ZM38 242H39V241H38ZM55 242H56V240H55ZM67 242H68V241H67ZM67 242H66V243H67ZM34 243H35V242H33V244H34ZM51 243H52V242H51ZM51 243H48V244H50L49 247H52ZM57 243H58V242H57ZM35 244H36V243H35ZM58 244H59V243H58ZM63 244H64V243H63ZM0 245H1V244H0ZM13 245L15 246V244H13ZM19 245H20V244H19ZM22 245H23V244H21V247H22ZM36 245H38V244H36ZM72 245H73V244H72ZM86 245H88V244H86ZM27 246H28V245H27ZM39 246H40V245H39ZM39 246H38V247H39ZM44 246H45V245H44ZM58 246H59V245H58ZM60 246H61V245H60ZM62 246H63V245H62ZM90 246H91V245H90ZM28 247H29V246H28ZM38 247H37V248H38ZM45 247H48V245L45 246ZM56 247H57V246H55V248H54V245H53V248H54V249H56ZM63 247L66 248V246H63ZM74 247H75V245H74ZM74 247H73V248H74ZM15 248L17 249V247H15ZM25 248H26V246H25ZM25 248H24V249H25ZM40 248H41V247H40ZM53 248H52V249H53ZM70 248H71V246H70ZM88 248H89V247H88ZM0 249H1V248H0ZM21 249H22V248H21ZM45 249H46V248H45ZM54 249H53V250H54ZM57 249H59V247H58ZM81 249H82V248H81ZM19 250H20V249H19ZM30 250H31V249H30ZM37 250H38V249H37ZM39 250H40V249H39ZM47 250H48V249H47ZM50 250H51V249H50ZM53 250H51V251H53ZM66 250H67V249H66ZM2 251H3V250H2ZM21 251H22V250H21ZM58 251H59V253H63V252H64V251L61 252L60 250H58ZM72 251H73V250H72ZM72 251L69 250V252H72ZM45 252H46V251H45ZM69 252H68V253H69ZM73 252H75V250H74ZM27 253H28V251H25V250H24L23 253L21 252L19 255H17V257L15 256V257H16V261H17L18 263H20V264L25 263V261L28 260L27 257H28L29 254L27 255ZM53 253H54V252H53ZM53 253H52V254H53ZM59 253H58V254H59ZM65 253H66V252H65ZM65 253H64V254H65ZM68 253H67V254H68ZM8 254H9V253H8ZM14 254H15V253H14ZM54 254H55V253H54ZM54 254H53V255H54ZM71 255H72V253H71ZM74 255H75V254H73V256H74ZM5 256H6V255H5ZM35 256H36V255H35ZM59 256H60V254H59ZM62 256H63V255H62ZM62 256H60V258H58V259L60 260V259L62 258ZM65 256H66V255H65ZM69 256H70V253H69ZM73 256H72V257H73ZM6 257H7V256H6ZM10 257H12V256H10ZM13 257H14V256H13ZM13 257H12V258H13ZM36 257H37V256H36ZM39 257H40V256H39ZM52 257H53V256H52ZM56 257H57V256H56ZM56 257H55V258H56ZM8 258H9V257H8ZM33 258H35V257H33ZM37 258H38V257H37ZM41 258H42V257H40V259H41ZM45 258H47V257H45ZM50 258H51V257H50ZM53 258H54V257H53ZM53 258H52V259H53ZM67 259H68V258H67ZM70 259H74V258H70ZM30 260H31V259H30ZM41 260H43V259H41ZM45 260H46V259H45ZM65 260H66V259H65ZM74 260H76V259H74ZM6 261H7V260H6ZM28 261H29V260H28ZM31 261H33V263H34V259L31 260ZM37 261H38V259H37ZM46 261H48V260H46ZM49 261L51 262V259H50ZM56 261L58 262V260H56ZM56 261H53V262L55 263ZM72 261H73V260H72ZM4 262H5V261H4ZM12 262H13V261H12ZM29 262H30V261H29ZM29 262H28V263H29ZM42 262H44V260H43ZM42 262H41V263H42ZM50 262H49V263H50ZM9 263H11V262L9 261ZM30 263H32V262H30ZM59 263H60V261L58 262V264H59ZM0 264H1V262H0ZM3 264H4V263H3ZM11 264H13V263H11ZM14 264H15V263H14ZM35 264H37V263L35 262ZM38 264H40V262H39ZM43 264H45V263H43Z\"/></svg>",
    "mask_w": 264,
    "mask_h": 264
}]
</instances>
